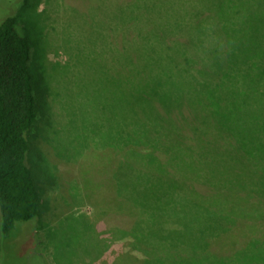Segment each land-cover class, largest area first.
<instances>
[{"label": "trees", "instance_id": "obj_1", "mask_svg": "<svg viewBox=\"0 0 264 264\" xmlns=\"http://www.w3.org/2000/svg\"><path fill=\"white\" fill-rule=\"evenodd\" d=\"M16 1L19 7L8 11L0 22V236L13 247L15 241L21 243L22 234L18 233L29 229L33 233L49 220L46 199L53 189L54 171L36 173L30 152L33 148L36 159L40 156L43 160L49 153L52 162L55 154L52 145H47L51 142L48 137L45 140L33 133L40 116L50 119V91L34 86L32 40L20 27V9L29 0L4 2ZM145 6L135 11L137 15L124 34L132 32L136 42L146 39L153 47L151 59L142 61L143 47L137 45L138 59L119 62V70L105 59L92 63L111 72L123 91L112 101L109 92L113 90L103 79L99 80L102 86L88 96L111 105L100 118L109 121L111 116L115 124L119 123L115 107L126 105L122 128L119 130V125L113 133L132 137L134 144L121 150L108 137L104 142L108 145L91 150L112 157L119 154V159H124L120 165L110 156L114 167L105 171L118 203L131 204L122 191L123 177L131 171H136L139 181L151 173L169 185H178L183 190L182 200L171 203L170 212L158 214L159 220L167 216L158 224L163 235L141 231L143 219L135 214L130 228H113L103 239L93 225L89 230L98 239L91 241L98 254L94 261L107 256L115 241H122L133 253L136 250L144 255L134 257L143 264L182 258L239 264L255 251L264 250V0H158ZM97 14L112 15L107 11ZM160 154L166 155V161H159L163 158ZM145 156L146 161L140 159ZM127 162L133 164L131 170ZM172 165L178 167L182 183H172L168 175ZM86 166L89 169V164ZM222 195L225 202L235 204L233 209L214 202ZM192 206L214 215L201 232L215 223L216 233L204 236L193 250L175 249L170 237L180 231L162 228L164 221L177 219ZM127 211L116 207L113 213ZM217 216L223 222L216 220ZM84 225L86 231L91 224ZM233 230L241 234L240 240L224 248L222 239Z\"/></svg>", "mask_w": 264, "mask_h": 264}, {"label": "rangeland", "instance_id": "obj_2", "mask_svg": "<svg viewBox=\"0 0 264 264\" xmlns=\"http://www.w3.org/2000/svg\"><path fill=\"white\" fill-rule=\"evenodd\" d=\"M4 1L0 0V22L8 11L19 7L18 1L12 3L13 5ZM153 1L158 0H29V4L20 9V27L28 32L32 40L30 72L34 86L39 90L43 86L48 88L53 98H48L50 119L40 116L39 124L33 133L45 140L50 139L51 142L47 145H52L55 152L54 162L50 160L48 152V156L44 158L46 161L40 159V156L36 159L33 148L29 159L38 167L33 168L36 173L39 170L49 174L50 170L54 171L51 182L53 189L46 199L50 210L49 220L44 219L47 223H42L33 233L30 229L22 230L17 234H22L21 243L17 245L19 240L15 241L14 247L9 241H2L0 236V264H143L140 259L135 261L134 257L138 254L137 256L144 258V255L136 250L133 253L128 244H122V241H115L112 249L107 251V256H99L96 263L94 259L98 254L91 241L98 239L91 233V228L96 224V229L101 231L99 237L103 239L113 228H130L134 224L132 214H135L143 219L140 223L141 231H150L157 236L162 234L158 231L160 220L167 217L162 215L159 220L158 214L170 212V204L182 200L183 190L178 185H169L151 173H146L143 175L144 181H139L136 171H131L124 175L125 184L122 189L132 200L131 204L118 203V198L114 199L109 174L105 173L114 167L110 158L112 154L91 150L108 145L104 143L108 137L113 139V144L119 145L121 150L134 144L132 137L113 133L119 125L118 129L122 128L123 124L120 123L123 122L126 105L121 103L115 107L119 115H116L119 123L115 124L111 116L109 121L100 118L103 113L106 114V110L112 109L111 105L99 102L92 96L88 97L89 92L102 86L99 80L103 79L109 89L113 90V93L109 92V99L112 101L115 95L120 97V91H123V86L119 85L118 79L111 72L108 74L101 66L93 67L92 63L105 59L119 70V62L138 59L137 45L143 47L140 52L145 58L142 61L147 63L151 59V44L146 39L139 38L136 42L134 34L128 31L125 35L124 29L137 15L135 11ZM90 9L98 13L107 11L112 15H99ZM29 21H34L35 25ZM117 48L118 53H113ZM127 90L130 91L129 87ZM48 122L52 125L49 126ZM54 127H57L59 133L51 130ZM97 130H100L101 134L97 133ZM160 155H163V158L160 157L159 161H166V155ZM119 156L116 154L112 158L121 165L125 162H122L124 159H119ZM140 159L146 161L147 158L145 156ZM88 164L89 169L86 166ZM83 165L86 171H83ZM127 165L129 169L133 167L131 162H127ZM150 167H155V164H150ZM167 169L163 171L166 172ZM170 169L168 175L172 177V183H182L178 167L172 165ZM225 199L227 198L222 195L216 197L214 202L229 210L233 209L235 204L225 202ZM116 207L127 209L129 212L113 213ZM186 210V214H179L177 219L172 217L164 221L162 228L180 231L170 237L175 242L173 248L192 247L193 250V246L199 245L204 236L209 237L216 233L217 226L214 223L209 229L201 232L202 225L205 226L208 221L214 220V215L196 206ZM216 218L222 221L218 216ZM84 224H91L86 231ZM230 232L222 239L224 248H229L232 243L240 240L241 234L237 230ZM124 240L130 241L129 238ZM101 245L102 243H99V246ZM120 252L123 254H119ZM119 255L121 256L117 257ZM263 258L264 250L255 251L249 259H241L239 264H264ZM155 264L211 263L182 258L172 261L161 259Z\"/></svg>", "mask_w": 264, "mask_h": 264}, {"label": "crops", "instance_id": "obj_3", "mask_svg": "<svg viewBox=\"0 0 264 264\" xmlns=\"http://www.w3.org/2000/svg\"><path fill=\"white\" fill-rule=\"evenodd\" d=\"M49 98H50V99H53V98H52V93H51V92H50V96H49ZM54 131L57 132V133H59V131L57 130V127H54Z\"/></svg>", "mask_w": 264, "mask_h": 264}]
</instances>
